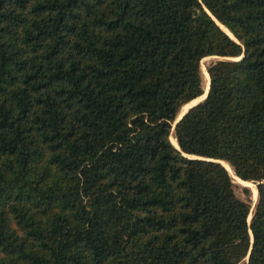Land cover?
<instances>
[{
  "label": "trees",
  "instance_id": "1",
  "mask_svg": "<svg viewBox=\"0 0 264 264\" xmlns=\"http://www.w3.org/2000/svg\"><path fill=\"white\" fill-rule=\"evenodd\" d=\"M0 264H264V0H0Z\"/></svg>",
  "mask_w": 264,
  "mask_h": 264
},
{
  "label": "bare ground",
  "instance_id": "2",
  "mask_svg": "<svg viewBox=\"0 0 264 264\" xmlns=\"http://www.w3.org/2000/svg\"><path fill=\"white\" fill-rule=\"evenodd\" d=\"M230 36H232L233 37V35L225 28V27H223L222 25H220ZM206 58H204L203 60H202V62L205 60ZM202 72H203V77H204V84H205V87L207 88V84H208V80H210L209 79V75H208V73H207V71H205V69L202 67ZM202 97L200 96V97H198L197 99H195V100H193L192 102H190V103H188V104H186V105H184L183 107H182V109H181V113L182 112H184L186 109H187V107L189 106V104H193L194 102H196L197 100H199V99H201ZM180 113V114H181ZM170 140H171V142L173 143V144H177V142H176V140H175V137H174V133L172 132L171 133V135H170ZM223 164H224V166L227 168L226 170H228L229 172L228 173H230V175L232 176V178L235 180V181H237L238 183H240V184H243V185H245V186H249V187H253L254 185L252 184V182H248V181H243V180H241V179H239L236 175H235V173H234V171H233V169H232V167L227 163V162H223ZM253 197H254V199H256L257 198V189L254 187L253 188Z\"/></svg>",
  "mask_w": 264,
  "mask_h": 264
},
{
  "label": "rangeland",
  "instance_id": "3",
  "mask_svg": "<svg viewBox=\"0 0 264 264\" xmlns=\"http://www.w3.org/2000/svg\"><path fill=\"white\" fill-rule=\"evenodd\" d=\"M219 58V57H218ZM218 58H216V57H214V56H209V57H207L203 62H202V60H201V69H202V67L205 69V71H207L206 70V66L211 62V61H213V60H216V59H218ZM202 76H203V72H202ZM204 77H203V87H204V92H205V89H206V87H205V84H204ZM208 85V84H207ZM202 97V96H201ZM202 99V98H201ZM201 99H199V100H201ZM199 100H197L196 102H198ZM196 102H194V103H196ZM193 103V104H194ZM189 105H191V104H189ZM188 108V107H187ZM173 132V130L171 131V133ZM171 135V134H170ZM234 182L236 183V184H238V187H237V189H236V193L240 196V197H242V198H244V195L242 194V192H241V189H242V187L243 186H245V185H243V184H240V183H238L237 181H235L234 180ZM252 184L254 185L253 187L251 186V187H249V186H247V187H249L250 189H251V191H252V195H251V206H252V203H253V201H254V197H253V188L255 187L256 188V185H255V183L254 182H252ZM257 196H258V192H257ZM252 209H253V207H252ZM251 215V214H250Z\"/></svg>",
  "mask_w": 264,
  "mask_h": 264
},
{
  "label": "water",
  "instance_id": "4",
  "mask_svg": "<svg viewBox=\"0 0 264 264\" xmlns=\"http://www.w3.org/2000/svg\"><path fill=\"white\" fill-rule=\"evenodd\" d=\"M221 27V26H220ZM222 28V27H221ZM223 29V28H222ZM224 30V29H223ZM225 31V30H224ZM226 32V31H225ZM227 33V32H226ZM228 34V33H227ZM229 35V34H228ZM230 36V35H229ZM230 37H232V36H230ZM233 38V37H232ZM214 57H216V56H214ZM216 58H218V57H216ZM209 83H210V80H208V85H207V88L205 89V92H204V94L202 95V99L201 100H199L198 102H200V101H202L205 97H206V95H207V93H208V90H209ZM192 102V101H191ZM198 102H196V103H194V104H191V105H189L188 106V108L184 111V112H182L181 113V111H180V113L178 114V117L176 118V120H175V122L176 121H178L181 117H182V115L184 114V113H186V111L189 109V108H191L192 106H194L195 104H197ZM190 103V102H189ZM174 126V125H173ZM172 130H173V128H172ZM174 146L176 147V148H178V145L176 144H174ZM223 166H224V164H223V161H219ZM225 167V166H224ZM226 168V167H225ZM227 169V168H226ZM228 171V170H227ZM229 172V171H228ZM230 174V173H229ZM258 197V196H257ZM256 201H257V198L256 199H254V201H253V203H252V207H254V205H255V203H256ZM251 217H252V215H249V217H248V221H250V219H251ZM252 238V237H251Z\"/></svg>",
  "mask_w": 264,
  "mask_h": 264
}]
</instances>
